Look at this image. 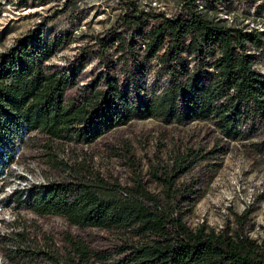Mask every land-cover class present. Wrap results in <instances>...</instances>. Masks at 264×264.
Masks as SVG:
<instances>
[{
  "label": "trees",
  "instance_id": "trees-1",
  "mask_svg": "<svg viewBox=\"0 0 264 264\" xmlns=\"http://www.w3.org/2000/svg\"><path fill=\"white\" fill-rule=\"evenodd\" d=\"M115 1L121 6L115 23L92 38L102 68L89 85L76 81L87 52L67 70L46 63L69 41V33L47 39L39 24L0 52L1 184L17 147L33 131L90 143L132 120L152 118L177 125L207 122L236 140L264 124V73L255 67L264 31L235 16L221 18L209 2L198 8L195 0H183L176 14L166 16L143 10L134 0ZM252 4L255 15L264 13V0ZM78 38L85 39L82 31ZM111 53L113 60H103ZM71 87L79 90L77 103L65 99ZM198 159L197 153L181 157L178 168L187 171ZM165 183L164 204L141 187L127 194L99 178L39 185L24 196L17 192L10 204L39 216L64 217L77 228L121 231L134 243L117 264H264V237L188 228L171 202V179ZM69 245L78 260L70 258L69 264L103 258L79 240L69 239Z\"/></svg>",
  "mask_w": 264,
  "mask_h": 264
},
{
  "label": "rangeland",
  "instance_id": "rangeland-1",
  "mask_svg": "<svg viewBox=\"0 0 264 264\" xmlns=\"http://www.w3.org/2000/svg\"><path fill=\"white\" fill-rule=\"evenodd\" d=\"M71 1L0 0V52L39 24L46 29L47 39L69 33V41L46 63L67 70L85 51L86 63L76 81L78 86L91 84L102 68L92 38L115 23L121 6L115 0ZM182 1L134 0L139 8L166 16L176 14ZM223 1L195 3L198 8L213 3L221 18L230 21L235 16L264 31V13L255 15L253 0ZM81 31L82 40L78 38ZM103 56V60L116 57L113 53ZM255 67L264 73V49L256 51ZM78 91L69 88L65 99L77 103ZM194 153L199 159L187 171L179 169L181 157ZM4 177L1 198L11 207L13 220H6V213L0 212V264H69L70 258L77 263L69 239L81 241L103 257L92 256L88 264H117L127 245L134 243L115 229L77 228L64 217L39 216L10 205L17 192L24 196L52 182L76 184L99 178L127 194L141 187L164 204L168 201L165 178H169L175 190L171 202L188 228L242 230L253 239L264 237V124L246 139L236 140L226 139L207 122L177 125L152 118L132 120L90 143L53 139L33 131L17 147Z\"/></svg>",
  "mask_w": 264,
  "mask_h": 264
},
{
  "label": "bare ground",
  "instance_id": "bare-ground-1",
  "mask_svg": "<svg viewBox=\"0 0 264 264\" xmlns=\"http://www.w3.org/2000/svg\"><path fill=\"white\" fill-rule=\"evenodd\" d=\"M1 193H2V189L0 188V212L6 213L7 216H5V219L11 221V220H13V218L10 216V215H11V214H10V212H11V211H10V208H11V207L9 208V207H8L9 205H8V206H5V205H4V202H3L4 200H2V198H1ZM5 195H6V194H5ZM10 205H11V204H10ZM10 218H11V219H10ZM2 221H3V220H2ZM5 222H6V221H5ZM3 223H4V222H3ZM7 224H8V223H7Z\"/></svg>",
  "mask_w": 264,
  "mask_h": 264
}]
</instances>
